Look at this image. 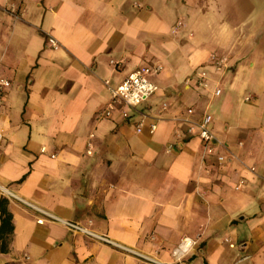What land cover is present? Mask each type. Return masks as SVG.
Segmentation results:
<instances>
[{"label":"crops","instance_id":"1","mask_svg":"<svg viewBox=\"0 0 264 264\" xmlns=\"http://www.w3.org/2000/svg\"><path fill=\"white\" fill-rule=\"evenodd\" d=\"M254 4L234 21L198 0H0V199L13 225L0 264H140L38 223L28 204L163 261L188 236L196 243L180 264H264V8ZM210 53L230 69L208 66V89L186 84ZM152 65L159 91L140 110L168 109L153 134L136 133L105 82ZM189 106L212 116L222 165L216 155L202 164L201 141L174 120Z\"/></svg>","mask_w":264,"mask_h":264},{"label":"built area","instance_id":"2","mask_svg":"<svg viewBox=\"0 0 264 264\" xmlns=\"http://www.w3.org/2000/svg\"><path fill=\"white\" fill-rule=\"evenodd\" d=\"M182 25L183 24L181 22H177L173 32L176 33L182 27ZM47 42L48 45L53 49L58 47V42L52 36H48ZM208 66H211L216 72L224 73L231 67L230 57L227 55L217 56L215 53H210L206 64L201 65L193 72L191 76L186 78L185 83L190 84L192 81H194L197 88L208 89L210 87V77L207 70ZM161 70V65L141 66L131 71L116 87H110L108 86V82H105L108 89L110 90L113 102H118L126 108L121 111V117L124 120H129L135 117L136 133H142L146 129L149 134H153L157 129L158 123L164 120L163 114L168 109V105L166 103H163L154 114L140 110V105L159 91V87L153 81H151L150 77L154 74L160 73ZM8 85L9 82L7 80L0 79V87H6ZM220 93V87L218 85L214 86L213 95L219 96ZM248 100H250V97H245V101ZM112 108L113 106L110 104L104 111L100 113V116L109 117L111 114L110 110ZM194 112V108L189 106L186 108V115L174 120L186 125L185 132L188 135L199 138L202 144V154L200 161L202 164H204L210 156L216 155L218 148L224 149L225 144L221 142L211 130L212 116L207 112H203L198 118L195 119L192 117ZM2 140L3 134L0 132V143ZM170 148L171 146H169V149ZM44 151L45 148L42 147L40 152L43 153ZM88 153L90 154L89 150ZM51 157L54 158L55 155L52 154ZM226 160L227 157L224 154L216 155V162L218 165H222L226 162ZM248 169L251 172H254L253 167H248ZM244 183L245 180L241 178L235 184L234 188L239 190L243 187ZM28 205L40 213L41 218L37 220L38 223H44L46 220L61 224L72 233L83 234L91 240L101 242L123 253L134 256L139 260L140 264H180V258L188 254L190 252L191 246L196 243V240H192L188 236H183L177 247L173 250L172 254L175 260L173 262L163 261L150 254L141 252L133 247L117 242L106 234L97 233L91 230L88 227L91 221H88V225H83L79 222L55 216L31 204Z\"/></svg>","mask_w":264,"mask_h":264},{"label":"rangeland","instance_id":"3","mask_svg":"<svg viewBox=\"0 0 264 264\" xmlns=\"http://www.w3.org/2000/svg\"><path fill=\"white\" fill-rule=\"evenodd\" d=\"M204 5V11L215 18L224 16V19L234 21H244L249 16L257 12L254 0H198ZM260 8H264V0H260ZM258 9V10H259Z\"/></svg>","mask_w":264,"mask_h":264},{"label":"trees","instance_id":"4","mask_svg":"<svg viewBox=\"0 0 264 264\" xmlns=\"http://www.w3.org/2000/svg\"><path fill=\"white\" fill-rule=\"evenodd\" d=\"M12 216L6 208V200L4 197L0 199V239H1V251L6 250V242L8 236L12 233Z\"/></svg>","mask_w":264,"mask_h":264}]
</instances>
